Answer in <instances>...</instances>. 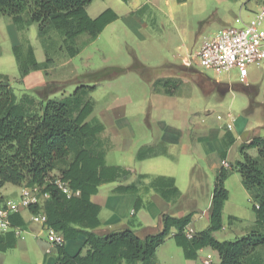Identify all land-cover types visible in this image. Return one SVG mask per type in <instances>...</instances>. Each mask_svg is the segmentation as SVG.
<instances>
[{"label": "trees", "instance_id": "trees-1", "mask_svg": "<svg viewBox=\"0 0 264 264\" xmlns=\"http://www.w3.org/2000/svg\"><path fill=\"white\" fill-rule=\"evenodd\" d=\"M93 0H0V17H8L18 30L34 24L44 51L45 61L38 63L34 50L27 40L12 48L19 80L34 71L46 72L56 59H72L79 55L83 45L82 38L95 39L106 26L117 20L110 9L95 18L89 17L88 6ZM127 2V0H121ZM182 3L184 0H176ZM136 71L104 70L95 75L99 81L108 80ZM71 94H65L67 85H57L59 97L45 100L34 95L14 93L9 78L0 74V190L7 185L17 187H40L48 194L42 206L29 205L27 211L32 215L43 214L46 227L62 236L64 242L83 238L78 252L69 255L64 243L56 246L57 255L53 264H155L157 249L168 239L178 247L185 261H195L198 252L210 249L218 256V264H264V256L257 250L264 247V137L253 138L250 144L238 148L240 162L223 166L217 171L211 194V208L208 226L190 236L186 228L192 223L194 213L176 218L170 214L160 216V229L138 237L133 230L125 229L97 236L92 231L100 226L101 207L91 201L102 185L117 183L113 193L117 195L137 194L143 185L162 200L171 202L179 198L174 178L138 175L134 170L119 166H107L106 147L99 136L104 126L97 120L88 121L95 103L91 94L95 84L82 81L72 83ZM180 80L156 81L154 88H161L167 96L179 89ZM213 89L220 93L234 92L247 97L250 106L255 107L258 91L255 87L240 84L227 86L213 83ZM234 139L229 130L222 137V160ZM155 147L145 146L138 150L137 161L158 156H166L163 144ZM250 149L257 152L256 158L247 154ZM62 164V167H58ZM52 172L67 185L71 192L79 196L67 197L49 179ZM238 174L243 189L249 196L255 216L254 226L240 238L233 241H217L213 234L222 230V213L228 200L226 180ZM134 178L136 181L124 185ZM148 181L144 184V181ZM0 194V206L4 203ZM142 202L138 198L133 206L132 216L140 210ZM12 228L22 227L18 214L9 216ZM236 221L229 217V222ZM16 247L13 232L0 235V253Z\"/></svg>", "mask_w": 264, "mask_h": 264}, {"label": "rangeland", "instance_id": "rangeland-1", "mask_svg": "<svg viewBox=\"0 0 264 264\" xmlns=\"http://www.w3.org/2000/svg\"><path fill=\"white\" fill-rule=\"evenodd\" d=\"M243 1L245 0H186L185 3L178 4L175 0H158L154 6L141 9V0H128L127 3L121 0H93L87 8L89 17L95 18L103 11L111 9L118 16L117 20L109 24L95 39H91L81 46L78 56L69 59L71 65L67 67L66 73L69 77L66 80L60 83L48 84L44 87L40 86V88L34 87L32 92H34L36 98L45 100L49 97H59L56 88L58 84L67 85L65 88L66 95L74 91L73 82L85 81L89 85L95 84L96 89L91 94V98L95 103L92 117L111 104L123 105L127 130L133 134L134 140L133 146L125 151L120 150V141H116L117 149L108 154L106 164L122 168L127 167L130 170H134L135 166H140L143 171L156 174L172 173L167 169L168 166H165L164 162L170 164L176 170L173 173L176 175L175 185L180 191L181 200H189L190 198L196 200V208L202 213L211 200L215 181L213 174L204 167L206 163L203 160V156H205L203 153L201 156L195 155L193 158V165L195 166L192 174H189L190 178L193 179V184H191L188 180L189 176L187 178L181 177L182 160L178 163L166 159V156H158L160 157L158 161L141 163V161L136 160V154L140 148L134 149L142 143L138 141H144V137L156 136L155 121L161 118L163 108H158L157 101L161 100V97H156L153 95L154 93H151V83L156 77H166L165 72L162 70L163 65H184V67L169 65L164 67V70L167 69V74L175 73L178 77L194 79L201 84L205 93L214 88V81L227 86L238 84L235 72H231L229 75L217 76L210 70L198 67L193 56L205 38L213 36L220 29L232 26L234 17L240 16L238 7ZM250 5L253 7L254 2H251ZM218 18H222V20H218ZM261 28H264V22ZM24 37L34 49L38 61L44 62L43 48L37 38V29L34 24H30L25 28ZM85 40L87 39L82 38L81 42ZM0 46L2 48L0 73L9 77L10 85L16 96L32 95L27 91L22 92L18 83L19 78L14 75L15 63L9 43L1 42ZM56 60L58 64H63L68 58L64 57ZM183 60H185L184 63ZM140 64L150 69L151 74L149 72L147 76V74L140 71ZM129 67H135L136 71H128L111 79V81H99L94 77L104 70H121ZM249 72H251L250 76L254 81L252 85L258 91L255 102L264 104V64H261L258 68L252 67ZM183 80L186 79L183 78ZM180 88L178 100L174 104L181 113L187 111V99L190 101L188 102L189 107L195 106L193 123L195 124V130L199 131L202 137L208 130H217L220 133L227 130L225 125L228 114L234 120L232 124L233 132L241 133L240 131L244 132V130H254L259 137H264V111L256 105L252 113L245 114L248 106V99L245 95L229 92L220 99L218 94L209 93L207 96L201 94V97L198 96L193 99L192 93L195 92L196 94L199 90L195 82L187 81ZM217 117H220L221 120H218ZM236 121L238 123L234 125ZM148 124L149 127L146 128ZM238 124L241 127L239 132L238 128L237 130L235 128ZM187 130L184 128L185 132ZM218 143L213 140L208 141V144L201 142L202 152H205L204 154L207 152L208 155L212 154L214 148L219 145ZM207 145L210 148H207ZM155 149L158 151V146ZM237 154L236 152V156ZM154 162H162V165H154V167L152 166ZM198 166L205 168V171H203L204 177L197 175V172H202L201 169H198ZM58 167H62V164H58ZM57 174V172H52L49 179L57 178ZM112 187H115V185H102L101 192ZM22 188L25 187L7 184L0 190V194H2L5 201H17ZM226 189L229 193V199L224 204L223 228L213 234L217 241H233L244 236L254 226L255 221L252 205L241 185L238 174H232L228 178ZM44 202L45 200L42 198L39 206H42ZM120 211L128 216L129 207L123 204V206H120ZM199 215L200 213L193 216L197 229H201L204 222L198 218ZM231 216H235L239 220L229 222ZM128 218L131 217L128 216ZM135 219L137 220V218L132 217L131 220L136 221ZM47 234L46 232V238ZM32 246L34 245L31 244L28 252L20 249L8 251L3 254L2 264H35L36 259L33 256ZM256 252L258 256L263 257L264 247L258 248ZM207 255L210 257V263L217 262L215 255L206 250L199 254V260L196 263L189 264H202V260ZM155 256L159 264H188L184 260L181 250L175 246L172 240H168L160 246Z\"/></svg>", "mask_w": 264, "mask_h": 264}, {"label": "crops", "instance_id": "crops-1", "mask_svg": "<svg viewBox=\"0 0 264 264\" xmlns=\"http://www.w3.org/2000/svg\"><path fill=\"white\" fill-rule=\"evenodd\" d=\"M157 1L158 0H141V3H142L141 9H146L149 6H154V4H156ZM185 1L186 0L178 4H183L185 3ZM251 2H254L253 7H251L250 5ZM263 3H264V0H245L243 1L241 5L239 4L238 9H239L240 16L237 15V17H239L243 22L251 21L253 19L254 14L260 9ZM235 18L236 16L234 17V19ZM218 20H222V18H218ZM24 40H26L24 37V30H18L8 17L1 16L0 18V43L8 42L11 48V52H12V48L22 44ZM87 41L89 40H85L83 42V45ZM1 56H2V48L0 46V58ZM34 56H35V59L38 61L35 55V52H34ZM184 61L185 60H183L182 62L184 63ZM14 63H15V60H14ZM38 63H43V62L38 61ZM69 65H71L69 59L65 61V63L63 64H58L57 60H55L53 66H51L46 72L34 71V72L29 73L25 78H23V80L21 81L17 80V81L21 87L22 92L27 91V92H30L32 95H34V92H32V89L34 87L40 88V86L44 87L45 85L47 86L48 84H53L57 82L60 83L63 80H66L69 77V75L66 73L67 67ZM169 65H172L175 67L176 66L184 67V65L165 64L162 66L163 69L162 68L161 69L163 70V72H165L164 74L166 75V77L164 76L156 77V79L153 80V82L151 81L152 82L151 83L152 85L151 93L152 94L154 93L153 95H155L156 97H161V100H158L157 103L159 106L158 108L160 107L163 108V114L161 115V118L155 121L156 129H157L156 136L151 137V138H148L147 136L144 137V141H138L142 143H140V145H137L134 150H136V148H142L145 146L156 147L159 144H163L167 152V155L165 157L166 159H170V160H173V162H178V163L180 162V160L183 161V165L180 169V173H181V177H186V178L189 176V174H192V170L194 169L195 165H193V162H194L193 158L195 157V155L201 156L203 153V155H205L203 156L204 158L203 160H204V163H206L204 167L210 173H212L213 177L215 178L217 171L221 167L222 161H225L227 163V166H229L230 164H234L236 162H240L241 157L239 155L238 148L241 145L250 144L252 139L259 137V135L254 130L252 131L244 130V132L240 131L241 127L238 124V126H236L235 128L236 130L238 128V132L240 131L241 133L233 132L232 129L230 130V133L234 139V142L226 151V158L222 160L220 157V154L223 150L221 140L225 133V130L222 129L223 130V131L221 130L222 133L218 132L217 130H208L207 132L203 134L204 137H202L200 132L195 130V124L193 123V119L195 117V109H194L195 106L189 107V103H188L190 102L189 99H187V111H185L184 113H181L174 104L175 101L178 100L180 90L178 89L175 92V94L172 96H167L163 93L161 88L159 87L154 88L153 84L159 80L160 81L180 80L181 81L180 87H182L184 84L187 83V81H191L193 83L195 82L197 87H199V90H197L198 92L196 94L195 92L192 93L193 99H195L198 96L201 97L200 96L201 94H203L204 96H207L209 93H216L218 94V98L221 99L229 92L220 93L217 90H211L208 93H205L204 89L201 87V84L199 82H196L194 79L190 77H183L186 79V80H183L182 77H178L177 75H175V73L167 74L166 73L167 69L164 70V67L169 66ZM129 68L121 69V70H127ZM140 71H142L144 74H147V76L149 75V72L151 74V70L141 64H140ZM250 73L251 72H249L247 84L245 86L253 87L252 83L254 81L251 78ZM14 75H17L19 78L16 63H15ZM111 79H108V80L111 81ZM83 82L87 84V82L85 81ZM256 103L258 105L256 107L263 109L264 111V104L257 102V101ZM140 105L142 106L141 103ZM256 107L250 106L249 101H248V106L245 110V114L252 113ZM92 120H97L104 126V132L100 134L99 138L101 141L104 142V145L106 147L105 163H106V157L108 156V154L117 149L116 141H120L121 151L128 150L133 146L132 145L134 141L133 134H131L127 130L128 127H127V122L125 120V108L123 105L115 104V103L111 104L107 106L106 108L100 110L98 114H96L95 116L92 117L91 115L88 118V121H92ZM178 123L181 125H179ZM237 123L238 121H236L234 125ZM148 127H149V124L147 125L146 128ZM184 128L188 130L185 132ZM189 128L191 129V132ZM211 140H213L216 143L219 142L218 143L219 145L216 148H214L212 154L208 155L207 152L206 154H204L205 152H202L201 142H204V144L205 143L208 144V141H211ZM207 148H210L209 145H207ZM120 150L119 152L121 153ZM236 152L238 153L237 156H236ZM252 153H255V154H252ZM247 154L250 155L252 158H256L257 156V152L255 149L248 150ZM160 157L144 160V161H141V163L156 161V160L158 161ZM164 164L165 166H168L167 169L172 173H164V174L151 173L150 171H143L142 168H140V166H135L134 171L138 175H146V176H149L150 178L164 176V177H171V178H174V180H176V175L175 173H173L176 170L172 168L170 164H167L165 162ZM154 165H162V162H154L152 166ZM107 166H110V165H107ZM204 167L198 166V169L202 170V172H197L198 176L204 177V172H203L205 171ZM125 168L130 169L127 167ZM263 170H264V166H263ZM188 180L190 181L191 184H193V179L190 178V176ZM135 181L136 180L134 178H131L130 180L125 182L124 185L130 184ZM227 181L228 179L225 182V187H226ZM147 182H148L147 180L144 181V184H147ZM112 185H115V187L105 190L104 192H101L102 186L99 187L98 193L91 197V201L101 207V211L99 214L100 226L92 231L97 236H104L111 232L130 229V230H133L138 237L142 238L147 233L160 229L159 220L162 214H170L173 217L180 218L189 213H194V215L200 213L198 218L201 221H204L201 229L196 228V221H194V218H192V223L186 228V234L192 235L195 232L204 230L208 226V216H209V211L211 208V201L209 202L206 210L202 211L201 213L196 208L197 207L196 200L194 199L192 200V198H190L189 200H181L182 198L181 194L179 195V199L172 200L171 202L168 203L162 200L153 191L145 190L143 185L139 187V191L137 194H130V195L114 194L113 190L114 188H116L118 184L112 183ZM138 198L142 202V207L134 216V218H137L138 221L136 219H135L136 221L134 220L132 221L131 219L133 217L132 216L133 206ZM228 199H229V193H228ZM123 204L129 207L128 216L131 218H128L126 214H122V212L120 211V206H123ZM224 208H225V205L223 207V210ZM19 215L21 216V219L24 225L22 227L13 228L18 231V234L16 235V247L14 249H20L22 251L28 252L30 250L31 244H33L34 246H32V252H33V256L36 259L35 264H53V262L55 261L56 255H57V250H56V246L51 244L46 238V231H45L46 225L42 224L38 219H36L37 217L36 215L30 214L27 210H22L19 213ZM231 217L235 218L236 220H239V218L235 216H231ZM7 232H0V235H3ZM168 240H171V239H168ZM83 241L84 239L79 237L78 239L74 241L64 242L65 252L69 255L76 254L78 250L81 248ZM206 250L211 251L208 248L202 249L201 251L198 252L197 260H199V254ZM8 251H6L5 253H0V264H2V259L4 257L3 254H6ZM211 252L215 255L217 262L216 263L211 262L210 264H218L217 254L213 251ZM205 259L202 260L201 262L202 264H204L203 261ZM197 260L187 261V263L188 264L196 263ZM155 264H159L157 259H155Z\"/></svg>", "mask_w": 264, "mask_h": 264}, {"label": "built area", "instance_id": "built-area-1", "mask_svg": "<svg viewBox=\"0 0 264 264\" xmlns=\"http://www.w3.org/2000/svg\"><path fill=\"white\" fill-rule=\"evenodd\" d=\"M264 22V3L254 14L253 19L249 22H243L236 17L232 26L220 29L213 36L205 38L201 43L198 51L194 54L198 67L204 70H210L215 75H229L235 72L238 84L245 86L252 67L258 68L264 63V30L261 28ZM221 120L220 117H217ZM226 129L231 130L233 118L231 115L226 116ZM222 166L227 168L226 162ZM53 184L67 197H77L79 192H71L67 185L55 178ZM48 199V194L42 193L40 187H25L21 189L17 201H4L0 206V232H13L15 236L18 231L10 226L8 218L12 214H18L22 209L29 205L37 204L40 201ZM42 224H46V217L43 214H37ZM47 240L55 245L60 246L64 243L60 234L45 228ZM190 238L191 234H187ZM209 256L203 261L204 264H210Z\"/></svg>", "mask_w": 264, "mask_h": 264}]
</instances>
